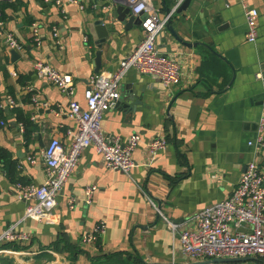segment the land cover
Returning <instances> with one entry per match:
<instances>
[{
  "label": "crops",
  "instance_id": "obj_1",
  "mask_svg": "<svg viewBox=\"0 0 264 264\" xmlns=\"http://www.w3.org/2000/svg\"><path fill=\"white\" fill-rule=\"evenodd\" d=\"M9 1L15 9H5L4 28L24 51H15L19 57L13 60L14 50L0 34V121L5 122L0 128V237L19 223L18 231L30 240L17 243L26 249H13L6 258L11 264H47L50 257L70 264L74 257L77 264H91L125 253L123 258L140 255L146 264H181L179 244L163 218L183 225L205 207L228 199L250 162L264 169V150L249 144L257 140L264 108V0H192L181 14L182 4L173 11L182 0H149L162 18L173 13L176 37L166 26L158 48L177 61L182 82L167 88L136 71L128 74L121 97L137 96L140 104L129 109L125 99L118 102L104 116L102 130L124 140L141 136L136 167L130 175L110 171L94 147L84 150L50 222L22 221L27 204L19 200L18 184L41 186L42 152L54 141L71 142L68 131L76 124L67 116L70 100L85 106V91L97 75L101 30L96 24L103 21L109 32L100 74L118 71L137 48L141 29L140 24L126 29L107 16L119 7L128 9L126 0H78L83 10L69 0H59L61 6L50 0ZM245 6L259 13L254 44L247 41ZM33 25L39 47L33 43ZM36 62L72 76L74 96L40 80ZM9 100L15 102L13 109ZM158 137L168 145L151 158L148 144ZM31 157L36 163L29 162ZM94 186L91 206L69 209L70 199L82 200ZM102 222L107 231L100 242L83 244L82 237Z\"/></svg>",
  "mask_w": 264,
  "mask_h": 264
},
{
  "label": "built area",
  "instance_id": "obj_2",
  "mask_svg": "<svg viewBox=\"0 0 264 264\" xmlns=\"http://www.w3.org/2000/svg\"><path fill=\"white\" fill-rule=\"evenodd\" d=\"M49 1V0H48ZM61 6L59 0H50ZM100 2H119L121 0H98ZM131 14L142 20L141 38L137 48L124 58L117 72L95 75L90 80V87L85 91V106L70 100L67 116L76 124L74 130L68 131L71 142L68 145L54 141L42 152L40 161L45 166V180L41 186L18 184L19 200L27 204L23 222H50L57 208V199L78 166L84 150L94 147L101 155L106 169L130 175L136 167L134 154L141 144L139 134H132L126 140L121 137L105 134L102 122L106 113L117 108L121 98V85L131 71L143 77L160 80L167 88L181 84V69L176 60L166 56L158 48V38L167 26L172 14L162 18L149 0H126ZM1 2V0H0ZM69 3L80 6L78 0ZM83 10L84 7L80 6ZM247 24V41L254 44L258 40L259 13L255 8L245 6ZM2 19L0 7V34L4 36L9 49L22 53L24 47L14 34L7 31ZM57 30L54 37H57ZM33 43L41 45L36 25L32 28ZM87 41V39H86ZM57 44H59L57 42ZM34 71L40 80L56 87L62 94L72 98L75 82L72 76L63 74L52 66L36 62ZM261 77V75H260ZM8 106L13 109L15 102L9 100ZM49 106V104H45ZM5 122L0 121V128ZM258 137L255 143L264 150V108L259 122ZM168 141L165 138H154L148 144L151 158L165 150ZM30 163H36L32 157ZM97 188L85 190L82 200L72 198L68 201L70 210H76L80 203L91 206ZM153 208L161 214L156 203L149 198ZM170 227L179 244L180 255L186 264L219 260H243L244 262H227L216 264H264V169L256 162H250L230 197L217 204L209 205L185 221V224H174L163 218ZM18 224L10 225L0 237V259L6 258L12 250L2 249L6 243H19L30 240L26 232L18 231ZM107 231L104 222L96 225L92 232L85 234L83 244H98ZM31 257L30 254L22 253ZM172 264H177L173 260Z\"/></svg>",
  "mask_w": 264,
  "mask_h": 264
},
{
  "label": "water",
  "instance_id": "obj_3",
  "mask_svg": "<svg viewBox=\"0 0 264 264\" xmlns=\"http://www.w3.org/2000/svg\"><path fill=\"white\" fill-rule=\"evenodd\" d=\"M178 0H174V2H177ZM192 3V0H185L181 7L179 8V10L177 11L178 14L183 13ZM108 17H111L112 19L123 23L126 26V29H130L132 26H134L135 24H141L142 20L138 17H135L131 14V10L128 8H122L119 7L115 10H113L112 13H109L107 15ZM96 26H98L101 30V35L99 37L100 42L98 43V48H99V52L97 53V57H96V66H95V72L97 75L100 74L101 69H102V52L101 50L103 49L104 43L106 42V40L109 37V32L107 30L106 25L104 24V22H98V24H96ZM167 28L169 30L170 33H172L175 37L176 34L174 32V29L171 27V21L169 20ZM97 37V36H95ZM13 56V60L19 57V54L15 51H13L12 53ZM125 99V97H124ZM124 99H120V101L122 102ZM127 101V105L129 107V109H131V107L133 108L134 106H137L140 104L139 102V97L134 96V97H128L125 99ZM119 101V103H120ZM134 109V108H133ZM244 261H249V259H243V260H213V261H206V262H199V263H191V264H216V263H227V262H244Z\"/></svg>",
  "mask_w": 264,
  "mask_h": 264
},
{
  "label": "trees",
  "instance_id": "obj_4",
  "mask_svg": "<svg viewBox=\"0 0 264 264\" xmlns=\"http://www.w3.org/2000/svg\"><path fill=\"white\" fill-rule=\"evenodd\" d=\"M0 7H1V11H2V19L3 18L6 19L7 16H5V9L6 8H12L13 9L14 8V3H12L9 0H1ZM1 248L5 249V250L26 249L25 247L17 245V243H6L3 246H1ZM124 254L125 253H122V255H124ZM122 255L120 256V254H118V255L111 256V257H100V258L92 260L91 264H146L142 260L140 255H138L136 258H134V257L130 258L131 257V255H130L129 256L130 259H125V258H123ZM10 261L11 260L8 259V258H1V264H11ZM70 264H77V259L74 258V257L71 258Z\"/></svg>",
  "mask_w": 264,
  "mask_h": 264
},
{
  "label": "rangeland",
  "instance_id": "obj_5",
  "mask_svg": "<svg viewBox=\"0 0 264 264\" xmlns=\"http://www.w3.org/2000/svg\"><path fill=\"white\" fill-rule=\"evenodd\" d=\"M182 257V256H181ZM183 258V257H182ZM48 263L47 264H68L64 261H58L56 260L55 258L53 257H50L49 260L47 261ZM181 264H186V260L183 258L182 260L179 261ZM179 264V263H178Z\"/></svg>",
  "mask_w": 264,
  "mask_h": 264
}]
</instances>
